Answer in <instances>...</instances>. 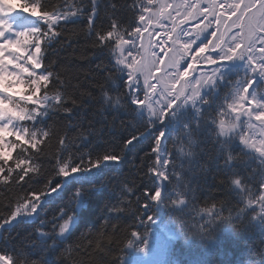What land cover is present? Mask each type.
<instances>
[{
  "label": "snow or ice",
  "instance_id": "snow-or-ice-1",
  "mask_svg": "<svg viewBox=\"0 0 264 264\" xmlns=\"http://www.w3.org/2000/svg\"><path fill=\"white\" fill-rule=\"evenodd\" d=\"M0 184V264H264V0H0Z\"/></svg>",
  "mask_w": 264,
  "mask_h": 264
},
{
  "label": "trees",
  "instance_id": "trees-1",
  "mask_svg": "<svg viewBox=\"0 0 264 264\" xmlns=\"http://www.w3.org/2000/svg\"><path fill=\"white\" fill-rule=\"evenodd\" d=\"M77 2V0H69V3ZM126 2V0H117V3L120 5H123ZM122 15L125 18H130L131 13L130 12H124ZM86 22L81 20L78 23L74 25H70V27L75 28L77 30L84 27V24ZM99 23V21H97ZM80 43H83V39H81ZM71 52V49L64 48L60 50L59 53V63L64 64L66 63L65 57L69 55ZM53 54L49 53V56L51 57ZM73 63H81L82 66L87 67V62H78L73 61ZM87 84H85V87ZM11 138V137H10ZM151 141L150 139H142L138 143H134V145L130 146L129 151L126 154V158L124 161L121 162L118 170H123L125 173H127L132 167L133 164H138L140 162V159L144 157L145 153L149 150V145ZM56 150V141L53 139L50 142V145L48 147L49 153L54 152ZM16 155V152H13V156ZM19 193V189L12 185L11 190H7L5 185L0 184V202H3L5 205H7L10 200H12L17 194ZM216 195L219 197L221 196V192H217ZM131 215V213H129ZM3 245L0 244V248H2ZM203 250L199 248L198 245L192 244V245H185L182 241L176 242L174 245V256L173 258L180 261L181 264H192L193 261L203 258L210 261V264H227L228 261H233L234 264H239L240 257L242 253L240 252L239 246L236 244H233L230 240V238L225 234L222 236V243L220 245V248L218 251H214L211 253L203 254Z\"/></svg>",
  "mask_w": 264,
  "mask_h": 264
},
{
  "label": "rangeland",
  "instance_id": "rangeland-1",
  "mask_svg": "<svg viewBox=\"0 0 264 264\" xmlns=\"http://www.w3.org/2000/svg\"><path fill=\"white\" fill-rule=\"evenodd\" d=\"M203 16H200L199 17V20L198 19H196L195 17H193V18H191V19H189V21L185 24V25H183V27H186V28H190V29H192L193 30V32H195L197 29H196V25H197V23H199L200 21H203ZM206 22V21H205ZM202 25V24H201ZM145 36H147V34H145ZM163 39L164 37H160V39ZM199 42V41H198ZM146 43H147V41H146ZM195 47V46H194ZM153 51H159L158 49H153ZM161 56H163V54L161 55Z\"/></svg>",
  "mask_w": 264,
  "mask_h": 264
}]
</instances>
